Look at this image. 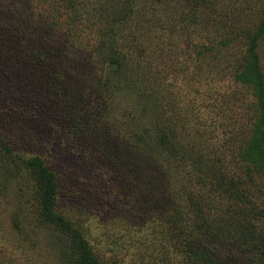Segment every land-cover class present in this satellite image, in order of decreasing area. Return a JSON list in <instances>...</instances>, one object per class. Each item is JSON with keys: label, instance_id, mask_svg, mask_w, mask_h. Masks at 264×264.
<instances>
[{"label": "rangeland", "instance_id": "1", "mask_svg": "<svg viewBox=\"0 0 264 264\" xmlns=\"http://www.w3.org/2000/svg\"><path fill=\"white\" fill-rule=\"evenodd\" d=\"M121 1L83 0L68 10L66 0H0V138L24 156L45 161L55 174L58 212L79 226L101 264H204L198 258L207 251L222 255H215L221 264H258L223 230L225 208L235 199L191 179L198 166L190 158L222 156L241 187H264V176L247 171L239 158L251 115L262 109L253 90L235 77L248 57L249 37L264 18V0H133L131 16L113 24L111 12ZM29 3L37 5L33 15ZM110 37L126 59L122 76L102 92L87 94L109 68L96 62L98 49L85 59V76L76 67L69 76L53 71L55 62L66 60L63 55L76 63L78 55H92L90 49ZM258 37L254 52L264 82V26ZM196 51L205 60L192 59ZM73 87L85 100L70 103ZM147 97L156 109L167 108V115L168 105L175 107V152L183 145L188 153L181 160L176 153L166 172L146 163L129 143L118 153L104 151L98 132L110 125L118 131L124 111L129 122ZM23 133L30 139L23 142ZM21 168L10 177L0 171V185L10 192L0 197V264L74 263L76 256L66 251L72 236L41 219L34 182ZM191 194L197 207L187 205ZM176 197L189 229L197 219L207 223H199L204 234L196 246H187L166 220ZM249 199L248 210L260 205L258 197ZM259 223L251 229L264 233V220ZM159 224L161 231H153ZM213 238L219 239L214 246ZM174 241L182 252L172 247ZM188 249L195 252L189 262Z\"/></svg>", "mask_w": 264, "mask_h": 264}, {"label": "trees", "instance_id": "2", "mask_svg": "<svg viewBox=\"0 0 264 264\" xmlns=\"http://www.w3.org/2000/svg\"><path fill=\"white\" fill-rule=\"evenodd\" d=\"M80 1L82 2L83 0H66L67 9L71 10L76 7ZM132 1L133 0L121 1V5L111 12L113 24L125 23V21L131 16L134 11L133 5L131 4ZM34 3H32V5H30V3L27 5L28 8L32 7V9L29 10V14L31 13V15L35 14L37 9V5ZM193 4L197 5V2H194ZM77 20L80 21L79 18ZM260 23V26L249 37L248 57H243L242 62L239 64V66L242 67V70L240 73H237L236 71L235 77L244 87L253 90L252 95L258 99V105L260 104L262 109L258 116L256 114L251 115L252 122L249 139L240 149L239 158L242 162L241 164L246 165L247 171L251 169L252 171L264 176V82L261 73L257 69L256 54L254 52V49L257 48L258 45V36L263 31L264 18ZM20 30V34L25 33L23 29ZM104 47H106V50H104ZM209 47L213 48L214 46ZM97 49L100 50L99 56L96 54ZM90 50L92 51V55L90 53H85L83 57L78 55L79 58L76 59V63H74L75 60L72 62V59H70L68 55H63L66 60H62L61 58L52 65V68L58 75L64 73L69 76L74 67H76V69L81 71V74H84L85 76V64L87 62L85 59H92L94 53L98 57L96 62L100 63L101 68L104 67V65H106L105 67L110 64L117 65L115 69H109L108 67L105 68L106 77H99L97 79V84L92 88L88 86L90 91L87 94L93 95V92H102V89L107 88V86L112 84V81L122 76L121 62L126 58L115 37L108 38L106 44L103 42L101 45H96ZM192 59L199 62L201 59L205 60V56H203L200 51H196V54L192 57ZM139 77V74H137L135 79L138 80ZM67 82L69 84L71 83L69 79H67ZM114 86L116 89L120 87L116 83ZM71 90L73 91L69 92L70 97L68 95L69 100H71L70 103L83 101L84 97L77 93V89L75 87L71 88ZM151 95L152 93H150V96ZM148 97L145 101L147 104H145L144 107L137 109L140 110L139 114L136 117H133L132 115L129 122H124V111V115H122L120 121L116 122L119 126L117 127L118 131L113 132V128L110 125L99 129L98 132L103 141L102 147L104 151L110 152L111 154L118 153L121 146L129 143L131 147L140 149L143 157L145 156L144 161L146 163H149L154 167L158 163V168H161L164 172H166L167 169L171 167V164L173 163L172 158L175 157L176 153H179V160H181L182 157H187L188 153H186V148L183 145H181L177 149V152H175L173 136L174 126L176 125L175 118H177V116L174 115L176 113L172 115L175 111V107L168 105L170 107L168 112L171 111L172 113H168L167 115V110H165L167 108L163 111L156 109V103L153 104V102H149ZM150 104H152V106H150ZM106 134H108V137ZM27 136L28 135L26 133L22 134L23 142L30 139ZM127 136H129V139ZM118 141L121 142L120 146L117 147L116 145H113V142ZM18 153L19 152L13 150L12 147L5 144V142L0 138V154L5 157V159L0 160V171L13 172L14 170L19 172L21 165L23 170L33 180L35 193L39 200V215L41 219L54 226L56 229L72 236L71 241H69L66 246V251H70L72 252V256H76L74 263L72 264H101L98 262L97 254L80 233L79 226H76L72 220L58 212V187L53 171L48 169L45 161L40 157V155L30 154L29 156H24L23 154ZM162 153L163 157L161 158ZM202 157L203 155L201 153H194V158L191 155V163L198 166L192 167L194 171H192L191 179L195 177V180L204 187H207L212 191L226 193L235 199L236 202L231 203L225 208L226 214L224 222L227 227L223 230L229 232L228 235H231V238L227 237L231 240L230 242L236 244L240 250L246 251L248 256L249 254L252 255L250 257L252 262L264 264V233L259 231L260 229H258V231L251 229V227L255 226V223H259L264 220V187H245L244 185L241 187V179L239 177L235 178L233 175L228 173V166L224 161H221L222 156H219L217 159L212 157L214 161H211V157L207 159H203ZM219 163L221 164L222 169L221 167H217V164ZM199 167L205 169L203 171H196ZM12 172L7 177L12 176ZM0 188V197L5 198L6 196H9L10 192L8 191V187L6 185H0ZM250 195L258 197L260 199V205L258 206L253 203L252 207L248 210L247 205L250 203ZM193 197L194 195L191 194L187 200V205L189 207L198 206V203L193 199ZM174 200L175 199L172 198V212L169 216H166V220L175 229L179 230L178 232L182 234V238L187 246L195 245L198 238H202V235L204 234L198 227L199 223L205 226L207 223L202 219H197L195 221L196 225L193 222L189 229L188 217L185 213L186 209L183 208V205H180L177 197L176 201ZM17 223L18 222L16 221L15 225H17ZM159 226H161V224L153 227V231H161ZM223 230L220 229L218 233L222 232L223 234ZM167 234H169V232H167ZM216 240L219 239H212L213 246ZM172 247L175 248L178 253L182 252L180 247L178 249L175 241L172 243ZM188 250L189 262L192 258H190L191 254L195 252L194 250ZM162 254L165 257L166 254ZM215 255L214 253L207 251L204 256L198 259L203 261L204 264H221L219 259H221L222 255H216L219 259Z\"/></svg>", "mask_w": 264, "mask_h": 264}, {"label": "water", "instance_id": "3", "mask_svg": "<svg viewBox=\"0 0 264 264\" xmlns=\"http://www.w3.org/2000/svg\"><path fill=\"white\" fill-rule=\"evenodd\" d=\"M117 67V65H115V64H110L109 65V68H111V69H115Z\"/></svg>", "mask_w": 264, "mask_h": 264}]
</instances>
